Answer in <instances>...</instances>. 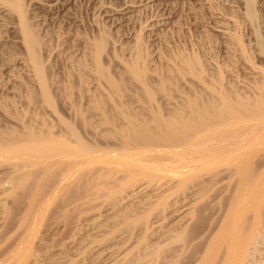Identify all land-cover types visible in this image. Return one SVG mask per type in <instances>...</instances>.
Returning a JSON list of instances; mask_svg holds the SVG:
<instances>
[{
  "label": "rangeland",
  "instance_id": "374dc122",
  "mask_svg": "<svg viewBox=\"0 0 264 264\" xmlns=\"http://www.w3.org/2000/svg\"><path fill=\"white\" fill-rule=\"evenodd\" d=\"M24 1L50 103L30 88L15 22L0 12L1 141L24 148L19 135L39 129L70 154L0 153V264H264V109L219 124L228 153L185 170L131 169L116 135L130 117L187 115L220 90L263 98L264 0ZM137 53L153 94L126 72Z\"/></svg>",
  "mask_w": 264,
  "mask_h": 264
},
{
  "label": "bare ground",
  "instance_id": "6f19581e",
  "mask_svg": "<svg viewBox=\"0 0 264 264\" xmlns=\"http://www.w3.org/2000/svg\"><path fill=\"white\" fill-rule=\"evenodd\" d=\"M25 4L26 3L24 0H0V12L2 14L8 15L15 22V27H14L15 33L18 36L19 43L21 44L20 48L24 56L22 57V59L20 58L21 59L20 64L26 71L27 77L31 79V82H30L29 79L27 78L29 81L28 83H30V85L32 84L30 88H33V86L38 87L39 85L38 88L41 90L39 92L42 93L43 98L45 99L43 102L50 103L49 95H48L49 92L47 91L48 89V86H47L48 82L46 79L47 77L44 76L45 72L43 70L44 67H42L43 63H42V58H41V53H40V47H41L40 41L42 40L39 39L40 37L38 36L37 31L33 29V26L30 24L28 17L26 16L27 14L25 11L26 10ZM249 17L251 20L254 19V14L251 10H249ZM104 41H105L104 38H102L100 42L98 41L97 43H95L96 51L94 54H98L99 56L102 53L101 52L103 50L102 48H104L103 46L106 45L104 44ZM139 54L137 53L136 54L137 57H134L135 58L134 62L132 61L129 65H127L128 63L126 64L127 65L126 72L128 71L130 75H132V78L133 79L135 78V80H137V82L134 80L135 83H138V82L140 83L139 84L141 85L140 88L143 89L142 93H144V91H148L150 89V86H148L150 83L149 81L147 82L148 78L146 79L145 77V72H146L144 70L145 67L140 62L141 54L140 55ZM179 64L182 65L183 63H179ZM186 65H187L186 69H188L187 72L190 71L189 74L191 72L192 73L196 72V70L192 71L193 67L194 69L197 68L196 61L195 62L187 61ZM175 66L177 67V64ZM94 69L97 72L98 76L102 77V79L104 78L107 84L109 83V85L111 86L110 88L115 89V93H116L117 92L116 90L119 89L118 85L120 84L118 85L115 84L116 81L115 80L112 81L107 71L104 70V68H102L101 66H99V63L96 64ZM186 69L184 70L186 71ZM174 70L179 71V72L182 71L180 70V67L179 69L174 68ZM146 84H148L147 85L149 87L148 90H147ZM150 90L153 92L152 89ZM149 91L148 93H151V91L150 92ZM220 93L223 94L221 90H220ZM28 94L31 95L30 93ZM151 94L150 96H152ZM221 94H220V97L218 96L219 98L217 97L218 100L215 103L214 102L197 103L196 101L194 102L192 101L193 103L190 104L191 108L189 110V114L187 115H185L184 113L182 114L175 113V114H169L167 117L164 116L165 117L164 118L162 116H159L160 114L158 116L154 114L155 116L151 119V122L146 121L145 123H143V121L142 123L138 122L136 121V119H133L131 117L129 119L128 117L129 123L125 126V128L124 127L121 128L122 130L124 129L121 136L120 134H116V135H119L120 142H121V148H119V151L118 149L116 150L121 153L120 156L123 157L124 159H130L133 161L129 165L131 169L134 168V169H137L143 172L150 171L157 167H166L167 169L173 170V166L180 168L179 170H185L193 166L197 167L201 163H207V161L210 158H213V156H215L218 153H222V154L228 153V151L224 149H220V147H222L221 143L224 141H220L216 139L218 136L222 135V132L219 131V129H217L218 128L217 126L219 124L220 125L224 124V126L225 125L229 126L228 123L231 122V120H233V122L234 120H236V122H239L242 118H244L242 119L244 121L245 117L247 118L248 116H250V118H247V119L251 120L257 111L259 114V110L264 109V99H263L264 96L263 98L259 100H256V101L254 100L255 102L251 101L252 102L251 103L247 101L248 99L243 100L240 97H237L240 99L234 100L232 97L233 100H231L228 97V95L222 96ZM35 95L38 96L37 93ZM147 96L149 97V95ZM191 100H189V102ZM262 113H260V115H262ZM256 118L258 117H255L254 119ZM242 120L240 121L241 123H242ZM240 122L239 124H241ZM28 124L30 123L28 122ZM228 126L227 128H229ZM40 131L41 130L39 129L37 130L33 129V130H30V132L23 131L19 135L18 137L19 140L16 139V143L17 144H19V142L26 143V147L24 148L14 147V149H12V147H10L11 149L10 148L6 149L4 145L8 142L5 140L2 143L1 139H2V136H4V134L0 135V153H3V152L5 153V151L8 152L9 150H11L13 154L14 153L17 154L20 152V153H23L26 157L32 156L34 158L35 157L43 158V156L52 158L57 155H67V153L69 152V148L65 144L55 143V141H53L52 138H49L46 135V133H44L45 131L43 132H40ZM226 131L223 130V132H226ZM12 144L13 143H11V145ZM235 146H241V145L239 143H236V145H233V147ZM176 159H183L184 161L176 164L175 163ZM36 161H39V160L36 159ZM69 161H71V159ZM87 162L89 163V160L86 161V163ZM202 181L203 180L201 179L200 182Z\"/></svg>",
  "mask_w": 264,
  "mask_h": 264
}]
</instances>
